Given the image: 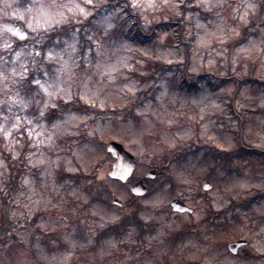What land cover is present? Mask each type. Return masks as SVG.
<instances>
[{
  "label": "clouds",
  "instance_id": "clouds-1",
  "mask_svg": "<svg viewBox=\"0 0 264 264\" xmlns=\"http://www.w3.org/2000/svg\"><path fill=\"white\" fill-rule=\"evenodd\" d=\"M182 4L212 18L181 11ZM180 17L188 48L174 30L155 28ZM262 24L264 0H0V198L7 199L13 225L0 236L6 240L0 264H240L238 258L210 254L207 244L189 242L167 252L159 236H145L147 243L133 252L141 245L134 227L90 251L96 230L125 214L97 199H108L107 180L92 142L118 137L143 164L156 168L157 196L170 188L169 177L196 191L200 169L191 157L188 163L177 158L199 145L220 146L213 129L222 127L220 116L230 119L224 96L232 89L188 97L171 92L159 72L143 78L153 75L150 63L183 68L190 61L192 72L219 77L245 74L249 61L264 68ZM137 29L156 31V46L133 42ZM257 30L259 37L248 36ZM241 67L244 72L237 71ZM241 100L238 108H264V97ZM257 147H264V138ZM58 173L65 174L59 183ZM255 187L242 178L209 195L221 211ZM140 203L153 206L151 199ZM191 206L190 219L199 223L203 202ZM240 215L247 250L255 257L251 264H264V201ZM141 219L157 217L149 212ZM76 222L88 226L86 243L73 238ZM50 234L58 237L50 241L52 252L41 243Z\"/></svg>",
  "mask_w": 264,
  "mask_h": 264
},
{
  "label": "rangeland",
  "instance_id": "rangeland-1",
  "mask_svg": "<svg viewBox=\"0 0 264 264\" xmlns=\"http://www.w3.org/2000/svg\"><path fill=\"white\" fill-rule=\"evenodd\" d=\"M181 11H200L201 12V19L207 21L211 19V14L201 11L197 8H185V5L181 6ZM264 27V24H262ZM175 31L174 28L163 30L162 32L168 31ZM161 32V31H160ZM176 32V31H175ZM248 36L252 37H259L260 32L259 30L248 33ZM248 36L245 37L244 41L247 40ZM133 41V40H132ZM157 37L150 43H138L137 41H133L140 46L144 47H155L156 46ZM181 45V44H180ZM182 46V45H181ZM160 47H164L161 45ZM149 64V69L153 71L155 68H151ZM190 69V67H189ZM167 70V69H165ZM239 72H244L245 70L243 67L237 69ZM160 73L161 77L167 80V84L169 90L171 92L177 93L182 96H197L205 94L206 92H218L221 89H232V94L228 95L227 92L225 93L224 99L228 100L226 105L228 114L230 119H226L223 116H220L217 119V124L222 125V127H215L213 131L216 133L217 138L219 140V148L223 149H231L237 143V141H241L242 144L247 148L250 149L249 151L243 152L239 159L235 161L236 166L231 170V174H229L223 167L220 165H215V160L210 159L206 160L203 158V154L209 149L207 145L196 146L188 150V152H192L193 150H197V154L189 153L186 159L180 161L183 163L189 162V157H191V161L196 164V166L200 169L198 175L194 177V187L196 191L192 192L189 191V185L180 183L174 180L172 184L170 181V188L167 190L166 193L157 196L156 193L159 191L161 185L159 184V177L160 172L153 167H149L148 165L143 164L136 154L128 149L127 145L120 140L118 137H113L107 140H96L93 141V147L96 149L97 154L101 157L100 160V167H101V176L106 177L107 184L104 186L103 194L108 197V199H102L99 195L97 199L107 207L111 209H115L117 212L124 211L125 214L127 212H131L133 209L139 205L138 209L141 210V213L147 214L149 212L154 213L157 219H153L146 223H152L153 229L151 232L146 234L145 236H159L160 240L163 242L160 247L167 252H175L182 248L186 243L193 242L197 244H207L210 247V254H216L220 257H230L233 259H239L240 264H251V261L254 258H249L247 255V247L240 248L237 254H233L230 252L228 248V243L232 240L236 239H244L242 232H241V212L247 211L252 207L253 204H259L261 201H264V196L259 197L257 201L253 202L249 208L243 209L242 207H236L235 209L229 207V220L228 222H218V226L207 227V224L201 225L199 228L201 230V234L199 235H190L189 237H185L184 239L179 240L177 243H172L169 239L172 232L177 230L181 227L182 224H191L193 223L190 219L192 217V213H177L174 212L171 208V200L174 198H181L190 206L195 203L197 200H202L203 202V217L206 214V209L210 205L213 207V197L209 195L216 189H221L224 185L230 184L239 179H248L251 183L257 185V187L253 188L252 193L257 192L258 190L264 191V154L254 153L252 149H259L264 151V147H257L260 144L262 138H264V108L250 106L245 108H238L237 101L241 100V96H251V97H264V86L259 85L257 83L248 82L240 85H235L234 83L225 84L217 89H212L206 79L200 80L198 82V86L191 85L188 88L181 90L177 88L175 85L182 78L183 75V68L172 66L167 71L161 73L162 71H157ZM167 72H173L171 77H167L165 74ZM252 72L254 75L258 77H264V68H261L259 62H248V66L246 69L245 74H249ZM149 99H154V97H149ZM258 101L253 100L252 103L255 105ZM103 123V122H102ZM83 140L87 141L88 136L84 134ZM111 140L118 141L123 143L127 150L132 152L137 159V167L132 175V177L125 183L120 182L119 180L112 179L109 176V171L112 168L113 157L107 152L106 146L107 143ZM230 145L231 147H228ZM215 146V145H212ZM202 153V155H201ZM155 169L158 171L155 178H147L146 173L151 170ZM65 174L58 173L57 174V182H61L64 179ZM138 179H144L145 184L148 186V192L143 196H134L131 192V185L137 181ZM206 180H210L212 186L209 190L203 189V184ZM250 194V195H251ZM249 196V195H248ZM247 196V197H248ZM113 198L120 199L124 204L123 206H117L111 203ZM153 201V206L147 207L140 202L143 200ZM231 206V205H230ZM237 209L240 211L238 212ZM1 210V207H0ZM140 213V217H141ZM124 214V215H125ZM123 215V216H124ZM143 220V219H142ZM120 220L110 223L107 227L111 224H115ZM144 221V220H143ZM34 222V221H33ZM145 222V221H144ZM201 222V221H200ZM199 222V223H200ZM198 224V223H197ZM75 228L74 239L77 242H87L89 239V232L87 225H81L79 222H76L72 225ZM106 227V228H107ZM130 226L127 230L122 231L119 235H111L108 236L101 241H97L96 237L98 234L104 229H97V234L95 237H92L94 243L90 246V251H97L102 249L106 246V241L109 237H113L115 239H121L126 236L129 232ZM19 230V229H18ZM71 230V229H70ZM40 230L37 229V232ZM138 232V230L136 229ZM139 233V232H138ZM144 236V237H145ZM205 237H210V239H204ZM11 239L16 240L17 236L15 233H12ZM34 239V237H32ZM53 239H58L55 234H50L45 239L41 241L47 247L49 252L55 251L56 249L50 246V241ZM136 239L141 241V245H134L132 247V251L136 252L142 246L143 243H147V241L143 238ZM6 243V241L4 242ZM249 243V241H248ZM1 244V243H0ZM23 247V245H21ZM66 247V246H62ZM246 249V250H245ZM147 255H152V250L148 249L146 252ZM189 264H200V261H193L189 262Z\"/></svg>",
  "mask_w": 264,
  "mask_h": 264
},
{
  "label": "trees",
  "instance_id": "trees-1",
  "mask_svg": "<svg viewBox=\"0 0 264 264\" xmlns=\"http://www.w3.org/2000/svg\"><path fill=\"white\" fill-rule=\"evenodd\" d=\"M185 3H191V0H185ZM184 5V4H182ZM181 5V6H182ZM182 17L175 18L172 20H169L167 22H162L161 24H158L155 26V28L159 29V31L168 30L171 28H174L176 33H178V39L180 40V44L188 48L189 45H186L183 40V35L185 31V26L182 21ZM135 27V26H134ZM131 32V29L129 30ZM165 32V31H164ZM157 37V32L153 30H149L148 33H144L142 29H137L135 35L131 36L130 39L133 41H137L138 43H146V42H152ZM246 37V36H245ZM244 37V39H245ZM244 42V41H242ZM190 61H187L185 66L183 67V75L182 78L179 79V81L176 83V87L184 90L188 88L191 85L198 86V82L202 79H206L208 85L212 89H217L225 84L228 83H234L235 85H240L248 82L257 83L259 85L264 86V77H258L254 75L252 72L249 74H243V75H230L228 77H219L213 73L210 72H200V73H194L189 69ZM172 65H163L160 63H153L151 65V68H155L153 71V75L143 78V79H153L154 74L157 71H162L161 73L167 71L170 69ZM180 67L179 65H176V68ZM167 69V70H165ZM152 70V69H151ZM238 71V70H237ZM239 72V71H238ZM201 145H199L200 147ZM209 149L203 154V158L206 160H210L211 158L215 160V165H220L223 167L229 174H231V170L236 166L235 161L240 158L243 152L249 151L250 149H247L242 142L239 140L237 141L236 145L232 147L231 149H223L212 145H207ZM191 149V148H190ZM189 150V149H188ZM186 150L184 153H182L177 159L179 161H182L187 158L189 153L197 154V150H193L192 152H188ZM254 153L264 154V151L259 149H252ZM190 151V150H189ZM168 181H170L172 184L174 183V180H172L171 177L168 178ZM264 196V191L258 190L257 192L249 195L243 200L240 201H233L232 205L230 206V209L232 207L235 209L236 207H242L243 209L249 208V206L258 200L259 197ZM0 236L8 233L11 231V228L13 227L12 222L9 220V213L7 210V199L6 198H0ZM139 205L136 206L135 209H133L131 212H127L119 222L115 224L109 225L104 231L99 233L96 237L97 241H101L102 239L111 236V235H119L122 233V231L127 230L130 226H135L138 230L137 238H143L146 234L152 231L153 225L152 223H146L144 222L141 217L140 213L141 210L138 209ZM229 220V208L223 209L221 211H217L212 206H208L206 209V214L201 219L200 223H191V224H182L180 228L175 230L171 233L169 239L172 241V243H177L179 240L184 239L185 237H189L190 235H199L201 234L200 226L203 224H207V227H213L218 226V222L222 223L223 221L226 223ZM6 240L0 239V243H4ZM246 250V249H245ZM247 255L249 258H255L251 253L247 252Z\"/></svg>",
  "mask_w": 264,
  "mask_h": 264
},
{
  "label": "water",
  "instance_id": "water-1",
  "mask_svg": "<svg viewBox=\"0 0 264 264\" xmlns=\"http://www.w3.org/2000/svg\"><path fill=\"white\" fill-rule=\"evenodd\" d=\"M107 151L113 156L114 160L112 162V168L109 171V176L113 179H118L121 182L128 181L129 178L132 177L136 166H137V159L136 156L127 150L125 146L115 140H111L107 144ZM157 175V171L155 169L149 170L146 173L147 178H155ZM212 186L210 180H206L203 188L205 190H209ZM131 191L133 194L142 196L148 192V186L145 184L143 179H139L131 186ZM112 203L118 206H122L123 202L118 198H114ZM171 207L174 211L179 213H193V208L184 202L180 198H174L171 201ZM248 241L246 239H237L232 240L228 244L229 250L236 254L238 253L240 247L246 246Z\"/></svg>",
  "mask_w": 264,
  "mask_h": 264
}]
</instances>
